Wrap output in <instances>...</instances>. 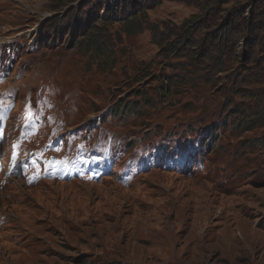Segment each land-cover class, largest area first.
<instances>
[{
  "label": "rangeland",
  "instance_id": "374dc122",
  "mask_svg": "<svg viewBox=\"0 0 264 264\" xmlns=\"http://www.w3.org/2000/svg\"><path fill=\"white\" fill-rule=\"evenodd\" d=\"M120 1L0 0L4 47L18 48L0 58V90L19 100L2 127L17 155L33 153L22 174L37 181L2 182L0 264H264V0H220L210 27L209 13L207 23L196 16L205 0ZM243 8L248 24L233 22ZM57 16L52 31L69 29L75 40L96 25L107 60L63 36L52 43ZM246 28L254 58L243 65L245 47L232 39ZM220 31L227 47L203 53ZM135 90L142 110L113 118ZM35 111L45 116L31 118ZM246 117L253 128L233 129ZM91 122L101 132H88ZM68 131L71 148L44 157L45 144ZM212 132L216 145L201 149ZM101 150L115 152L110 175L43 178L72 152L84 161Z\"/></svg>",
  "mask_w": 264,
  "mask_h": 264
},
{
  "label": "trees",
  "instance_id": "16d2710c",
  "mask_svg": "<svg viewBox=\"0 0 264 264\" xmlns=\"http://www.w3.org/2000/svg\"><path fill=\"white\" fill-rule=\"evenodd\" d=\"M131 0H122V2H124L126 5H131ZM238 4H240V2H238ZM224 5H226V3H224ZM220 5V0H205L204 2V9L202 6H199L200 9V13L198 12V14L196 16H198V18L200 19V21H202L203 23H209V26H212V25H215V22H216V19L218 17H215L216 16V13H217V8H219ZM249 6H250V13H251V19L252 20H255L256 16L254 14L255 10L257 9L256 6L257 5V2H250L249 3ZM205 10L206 13H209L208 16L205 15V12L202 13V11ZM242 13H244V8L242 9V12L241 13H238L237 14V17H235V19H233V22H241V21H244L245 24H248L249 22V19H244V16H242ZM207 17H208V21L206 22L207 20ZM126 20L132 22L135 20V17H130V18H127ZM60 21L59 17L54 19L53 22H58ZM232 23L229 22V23H226V27H225V30L226 29H229L230 28V25ZM134 22L133 24H131V27L134 28ZM96 25H93L91 26L90 30H85L84 33L82 34L81 36V40L80 41H76L75 43H73V47L77 50H80V49H86V48H91L95 51H97L98 53H104L105 51L102 50V43L99 41V34L97 32V30H95V27ZM199 28V27H198ZM244 30L246 31V29H243V30H236L234 33H233V39H232V42L237 46V47H241L242 45V48L245 47V51H246V54H244V56H246V58L244 59V63L243 65L247 64L248 62H251L253 61V58H254V55L253 56H248L249 54V42H245L244 40ZM204 33V34H203ZM200 34H203L204 36H210V32L207 28H204V31L203 32H200ZM227 38H228V35L225 31H220L219 34H213V42L210 46V48L206 49V50H203L202 52L205 53V54H211L210 50L215 53V54H221V51L224 50L225 47H227ZM199 44V43H198ZM195 49L197 50H201L203 48L201 47H195ZM244 53V52H243ZM175 87V86H174ZM174 87L172 89H174ZM235 113H238L235 114L237 115V117L239 115H241L240 112H235ZM246 120V123L245 122H242V123H239V122H236L235 124V128L238 129L239 126L240 127H244V128H248L249 129V126L251 124V121L249 119V117H246L245 118ZM240 124V125H239ZM212 145H214V143H212ZM83 262V261H82ZM75 263H77V260H75ZM82 264H86V262L84 261ZM108 264H116V262H113V263H108Z\"/></svg>",
  "mask_w": 264,
  "mask_h": 264
}]
</instances>
